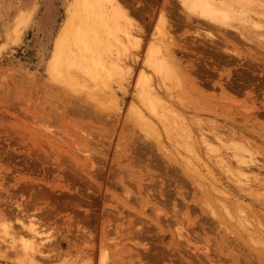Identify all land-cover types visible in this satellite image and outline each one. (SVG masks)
Instances as JSON below:
<instances>
[{"label": "rangeland", "instance_id": "1", "mask_svg": "<svg viewBox=\"0 0 264 264\" xmlns=\"http://www.w3.org/2000/svg\"><path fill=\"white\" fill-rule=\"evenodd\" d=\"M215 1H106L126 46L101 88L52 68L74 0H0V264H264V0ZM24 218L50 235L43 258Z\"/></svg>", "mask_w": 264, "mask_h": 264}, {"label": "bare ground", "instance_id": "2", "mask_svg": "<svg viewBox=\"0 0 264 264\" xmlns=\"http://www.w3.org/2000/svg\"><path fill=\"white\" fill-rule=\"evenodd\" d=\"M106 1L108 0H74L72 17L69 19V21H67L64 30L62 31V33H60L61 35L58 40H56L57 42L54 46V58L52 62L53 71L55 70L58 72L60 70V67L64 65L75 66V68L77 67L78 70L82 69L85 73L90 75L93 78L95 86L99 85L102 88L103 85L105 86L109 84V81L113 74L118 73V71L124 68L122 65L123 48L121 47L126 46V43L122 40V37L119 34V31H121L119 19L121 16V12L113 4L111 8H108L109 6L106 5ZM185 1L193 3L197 7H200L205 14H213L221 12L223 10L222 7H220V5L216 3L215 0ZM105 51H107L108 53V55L106 54L107 57L105 56L107 60L106 58H104L103 55ZM148 62L151 66H153L158 72L162 74L167 75V73L169 72L167 66L165 65L166 62L164 61L163 52H161L160 47H154L153 45H151L148 55ZM137 85L141 88V92L143 93V99L148 100L146 101L148 107L151 109L152 112L155 111L157 113L159 109H157V107L152 103V100L155 98L153 89L146 84L145 78L139 80ZM156 99L158 100V98ZM141 115L143 117L145 116L143 113H141ZM163 116H165V111ZM182 126L183 125L181 124V127ZM205 135L208 134H204V136ZM212 137L214 138V136ZM211 139L210 141L212 142L215 140L213 142V144L215 145L216 142L223 141V137L220 136L219 133L216 134V137L213 140ZM203 140L204 142L205 140L207 142V140H209V137ZM210 143L206 145H213H210ZM221 143H217L218 147L221 146ZM238 148L239 149L237 152H231L230 150V156L226 155V157L231 161L227 165V169L230 171L234 170L233 164L239 166V173L238 170L236 172L237 174H239V177H241V179L244 178L246 181L249 180L248 173L250 171H253L250 170V164L255 162L256 158L253 156V152H251V150L244 149V152H239L240 148L241 150L243 148ZM220 156L223 157L221 158L222 160H226L225 156H223V153H221ZM248 168L250 171L248 170ZM256 176V178H258V174ZM250 179L252 178L250 177ZM21 222V226H24L25 229V231L21 234V240L24 244V247L28 251L32 252L34 258L38 255L43 258V256L46 254V242H48L50 235H45V232L41 230L35 223H33L32 220L29 224H25V218L24 223L23 219Z\"/></svg>", "mask_w": 264, "mask_h": 264}]
</instances>
